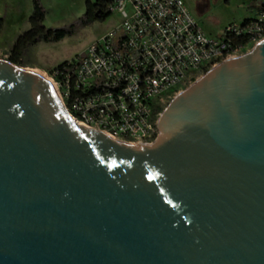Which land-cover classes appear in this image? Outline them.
I'll return each mask as SVG.
<instances>
[{
  "label": "water",
  "instance_id": "obj_1",
  "mask_svg": "<svg viewBox=\"0 0 264 264\" xmlns=\"http://www.w3.org/2000/svg\"><path fill=\"white\" fill-rule=\"evenodd\" d=\"M156 128L133 145L78 126L0 59V264H264V40Z\"/></svg>",
  "mask_w": 264,
  "mask_h": 264
},
{
  "label": "built area",
  "instance_id": "obj_2",
  "mask_svg": "<svg viewBox=\"0 0 264 264\" xmlns=\"http://www.w3.org/2000/svg\"><path fill=\"white\" fill-rule=\"evenodd\" d=\"M110 11L119 22L55 66L51 80L76 125L127 144L155 141L159 116L176 95L264 40V3L220 37L209 36L183 0H114Z\"/></svg>",
  "mask_w": 264,
  "mask_h": 264
},
{
  "label": "rangeland",
  "instance_id": "obj_3",
  "mask_svg": "<svg viewBox=\"0 0 264 264\" xmlns=\"http://www.w3.org/2000/svg\"><path fill=\"white\" fill-rule=\"evenodd\" d=\"M183 1L204 31L213 37H220L227 24L251 16L254 8L251 0ZM40 3L45 11L43 25L46 28L68 27L82 16L85 9V0H40ZM31 9V0H0V59L8 60V52L16 37L30 27L28 16ZM119 20L118 12H112L105 21L77 26L73 33L58 41H39L29 45L21 66L33 68L51 80L55 66L81 54Z\"/></svg>",
  "mask_w": 264,
  "mask_h": 264
},
{
  "label": "trees",
  "instance_id": "obj_4",
  "mask_svg": "<svg viewBox=\"0 0 264 264\" xmlns=\"http://www.w3.org/2000/svg\"><path fill=\"white\" fill-rule=\"evenodd\" d=\"M113 1L114 0H85L84 12L75 23L63 28H46L43 25L45 11L40 3V0H31L32 9L30 15L28 16L30 27L16 37L8 52L7 59L17 65H24L23 56L29 45L35 44L39 41H58L64 36L73 33L77 26L105 21L106 18L111 15L110 6ZM251 2L253 5L260 4L261 9L264 0H251ZM251 18L252 17H247L244 20ZM1 29L2 20L0 19V33ZM236 42L240 44L243 40L238 39Z\"/></svg>",
  "mask_w": 264,
  "mask_h": 264
},
{
  "label": "crops",
  "instance_id": "obj_5",
  "mask_svg": "<svg viewBox=\"0 0 264 264\" xmlns=\"http://www.w3.org/2000/svg\"><path fill=\"white\" fill-rule=\"evenodd\" d=\"M253 6H254V8L252 9L253 14L249 17H254L257 14V12L260 10V4H255Z\"/></svg>",
  "mask_w": 264,
  "mask_h": 264
},
{
  "label": "bare ground",
  "instance_id": "obj_6",
  "mask_svg": "<svg viewBox=\"0 0 264 264\" xmlns=\"http://www.w3.org/2000/svg\"><path fill=\"white\" fill-rule=\"evenodd\" d=\"M37 71V70H36ZM38 72V71H37ZM38 73H40V72H38ZM43 77H45L52 85H53V83H52V80H50L47 76H45L44 74H42V73H40Z\"/></svg>",
  "mask_w": 264,
  "mask_h": 264
}]
</instances>
